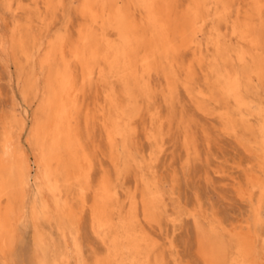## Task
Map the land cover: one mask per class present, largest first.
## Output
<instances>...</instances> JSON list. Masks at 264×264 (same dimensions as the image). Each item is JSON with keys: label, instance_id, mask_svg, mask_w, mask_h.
<instances>
[{"label": "rangeland", "instance_id": "1", "mask_svg": "<svg viewBox=\"0 0 264 264\" xmlns=\"http://www.w3.org/2000/svg\"><path fill=\"white\" fill-rule=\"evenodd\" d=\"M185 1L175 4L178 23L185 22L180 17ZM200 1L203 22L187 47L177 54L158 51L138 75L84 86L74 120L78 143L89 155V181L69 185L59 178L61 196L72 212L62 226L55 219L31 216L29 208L22 215L15 209L16 194L6 195L4 201L15 209V234L0 264H52L62 233L69 235L77 264L127 260L131 255L121 221L134 201L132 227L143 264H204L198 249L202 232L218 234L228 245L225 264H235L236 245L248 226L256 234L254 260L264 264V70L258 72L264 62V0ZM118 2L125 7L128 0ZM133 7L147 22L144 0ZM81 8L82 0H56L48 9L42 0H0V34L9 40L18 29L27 36L22 38L26 50L8 43L7 56L0 51V149L10 137L16 147L25 146L26 130L43 117L31 80L44 86L47 70L39 75L36 64L32 79L31 53L41 50L40 60L62 39L75 43L85 23ZM151 31L159 34L156 26ZM31 41H38L40 49ZM110 87L122 106L117 113L110 107L109 136L100 115L92 121V109ZM32 167L31 198L37 183ZM104 183L113 205L110 228L96 227L92 218L93 196ZM148 187L159 196L144 211L140 203L150 199Z\"/></svg>", "mask_w": 264, "mask_h": 264}, {"label": "bare ground", "instance_id": "2", "mask_svg": "<svg viewBox=\"0 0 264 264\" xmlns=\"http://www.w3.org/2000/svg\"><path fill=\"white\" fill-rule=\"evenodd\" d=\"M42 1L48 9L53 7L56 0ZM177 1L179 2V0H144V8L149 16L148 21L143 22L142 18L137 17L136 7H133L136 0H128L125 7L120 6L118 0H82L81 18L85 23L78 31L76 42L70 43L61 38L62 40L57 44L49 46V50L40 60L38 57L41 50L31 53L34 61V67L31 70L32 79L36 75V64L40 70L39 75L41 70H47L44 86L41 87L40 82L35 79L31 80L36 97L40 101L43 117L29 128L27 127L24 134L26 135L25 146L18 144L16 147L14 139L10 137L3 142V148L0 149V256L2 259L6 249L13 242V234H15L13 211L16 208L19 211L29 208L32 212L31 216H41L47 221L55 219L58 225L62 226L72 212L67 208L66 199L61 196L58 186L59 178L62 177L69 185L81 179L83 184L89 181L88 171L91 166L89 155L78 143L79 131L74 120V114L81 108L84 86L91 82L99 83L104 79L116 78V76H118L117 79L122 80L131 74L138 75L139 70L150 65V61L158 51L166 55L167 52L177 54L191 43L192 36L196 35L203 22L200 17L202 4L200 0H186L187 8L180 15L185 22L178 23L175 19ZM152 26L159 29V34L151 31ZM251 27L246 24V34L251 32ZM3 33L0 34V51L6 56L9 50L8 43L11 47L27 49L22 44V38L27 36L18 34V29L12 31L9 40ZM250 39L253 43L254 39L252 37ZM37 42L31 41L29 44L40 49L41 45ZM262 42L264 43V40ZM260 64L258 72L261 74L264 70V62ZM109 90V94L105 95V98L92 109V121L100 115L110 136L112 135L108 122L110 107L112 111L116 109L115 113H117L118 107L122 105L117 102L115 94H112L111 87ZM235 90L236 86L230 89L232 94ZM88 117L90 116L87 115V120ZM262 130L264 133V127ZM80 151H82L81 154ZM261 159V167L263 166L264 170V148ZM31 165L36 169L37 175V183L33 184L36 186V195L33 198L28 191L30 190ZM252 182L259 183L255 178H252ZM148 188L150 199L143 197L140 203L144 211L150 207L153 208L152 205L156 203L153 200H157L159 196V191ZM261 189L264 190L262 186ZM9 193L16 194L15 196L18 197L15 209L4 201ZM107 194L109 193L104 183L93 196L92 218L96 227L110 228L113 224L114 213L111 210L113 205ZM136 205L137 202L134 201L130 205L129 212L124 215V220L121 221V228L124 230L128 242V253L130 252L131 257L127 260L118 258L110 264H143L137 258L136 231L134 232L132 227L136 217ZM246 228L248 233L238 240L237 252L233 260L235 264H258L254 260L256 234H252L249 226ZM242 229L244 233V228ZM61 236L62 243L56 246L53 244L55 254L51 260L52 264H72V262L77 264V258L72 255L69 235L62 233ZM198 239L199 248H197L204 264H225L228 245L218 234L214 233L212 236L202 232ZM113 256L115 257V254Z\"/></svg>", "mask_w": 264, "mask_h": 264}]
</instances>
